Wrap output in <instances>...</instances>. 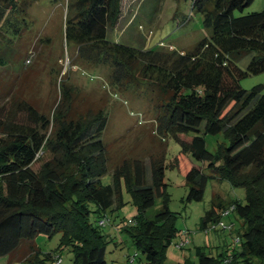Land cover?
Returning a JSON list of instances; mask_svg holds the SVG:
<instances>
[{
  "label": "trees",
  "instance_id": "16d2710c",
  "mask_svg": "<svg viewBox=\"0 0 264 264\" xmlns=\"http://www.w3.org/2000/svg\"><path fill=\"white\" fill-rule=\"evenodd\" d=\"M35 1L0 0V23L7 13L26 15ZM187 1L209 35L177 52L163 49L162 43L135 49L109 40L107 33L129 11L122 9L123 0H68L65 46H75L77 59L107 67L110 85L117 90H126L143 73L157 86L155 133L170 136L180 149L168 163L163 153L151 156L149 177L139 158H125L110 171L101 140L104 110L78 111L81 91L67 77L60 80L51 118L34 104L10 97L0 105V258L10 257L26 242L32 264L56 263L59 254L38 257L34 239L59 233V246L72 253V264H110L97 223L112 206L124 204V185L138 210L134 224L126 223L124 231L143 254V264H166L164 249L179 231L167 208L164 171L185 164L186 200H201L209 176L187 161L191 157L245 190L243 201L231 203L245 227L234 242L238 249L212 256L194 248L196 264H264V85L250 90L239 86L247 75L264 72V8L235 16L254 0ZM250 53L242 71L237 62ZM218 134L226 143L210 153L204 136ZM108 173L111 182L102 184ZM156 199H161V210L147 219L145 212ZM220 212L206 211L203 229L207 222L219 221Z\"/></svg>",
  "mask_w": 264,
  "mask_h": 264
},
{
  "label": "rangeland",
  "instance_id": "374dc122",
  "mask_svg": "<svg viewBox=\"0 0 264 264\" xmlns=\"http://www.w3.org/2000/svg\"><path fill=\"white\" fill-rule=\"evenodd\" d=\"M67 3L68 0H36L28 7L26 15L7 13L0 23V60L4 63L0 65V105L10 97L14 101L25 100L51 118L57 104L60 80L67 77V82L81 91L76 102L78 111L104 110L106 126L101 140L107 148L110 171L125 158H139L145 164L146 177H149L151 156L158 157L163 153L168 163L180 149L170 136L163 138L155 133L157 86L145 80L143 73H138L130 87L117 90L110 85L107 67L92 66L77 59L75 46H65L63 38ZM121 7L129 11L107 33V38L122 45L147 49L162 43L163 49L186 52L209 35L202 27L201 15L191 11L187 0H123ZM263 8L264 0H254L242 12L234 14L246 15ZM251 57L250 53L237 62L242 71H246ZM255 85H264V72L247 75L239 81L244 90ZM204 137L210 153L219 144L226 143L222 134ZM186 159L209 178L202 199L187 201L189 187L183 173L186 165L181 163L179 169L164 171L167 208L175 216V227L179 231L164 249L163 262L166 264H196L194 248L212 256L230 254L235 247L238 249V245L234 246L235 239L245 229L234 211L221 217V222L229 229L219 225L212 228L211 221L203 229L206 211L211 208L217 213L229 210L234 200L243 201L245 190L232 187L228 180L212 174L205 162L191 157ZM110 182L109 173L101 178L102 184ZM122 188L124 204L117 209L112 206L108 210V222L100 228L105 260L110 264H128L127 257L133 256V264H143V254L124 231L127 220L134 219L138 210L124 185ZM161 204V199H156L154 206L145 212L146 218L153 219L161 210ZM182 231H188L190 244L180 249L176 243L181 240ZM59 241V233L50 237L37 235L34 244L38 257L56 253L60 256V264H72V253L67 247H60ZM29 254V244L23 242L10 257L0 258V264H32L28 261Z\"/></svg>",
  "mask_w": 264,
  "mask_h": 264
},
{
  "label": "built area",
  "instance_id": "2783aa9c",
  "mask_svg": "<svg viewBox=\"0 0 264 264\" xmlns=\"http://www.w3.org/2000/svg\"><path fill=\"white\" fill-rule=\"evenodd\" d=\"M233 211V206L230 207L229 210H223L220 212V219L219 221H217L216 223H213V227H217L218 225L219 226H223V228H226V229H229V227H226L222 222H221V217L222 216H226L229 212H232ZM108 222V218L107 217H104L102 219H100V221H98V226H101V227H104L106 225V223ZM134 224V220H127V225H133ZM238 240V237H236L235 239V242ZM190 244V238H189V233L188 231H182L181 232V240L179 242L176 243V247L180 248V249H183L184 247H186L187 245ZM133 257H129L128 258V263L129 264H133ZM57 264L60 263V259H57L56 261Z\"/></svg>",
  "mask_w": 264,
  "mask_h": 264
},
{
  "label": "clouds",
  "instance_id": "9594fccd",
  "mask_svg": "<svg viewBox=\"0 0 264 264\" xmlns=\"http://www.w3.org/2000/svg\"><path fill=\"white\" fill-rule=\"evenodd\" d=\"M233 212V211H232Z\"/></svg>",
  "mask_w": 264,
  "mask_h": 264
}]
</instances>
